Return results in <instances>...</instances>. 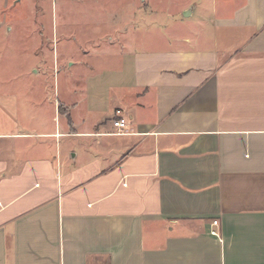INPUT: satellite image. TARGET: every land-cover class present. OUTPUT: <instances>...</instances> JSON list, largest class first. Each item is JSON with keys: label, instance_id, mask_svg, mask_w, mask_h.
<instances>
[{"label": "crops", "instance_id": "1", "mask_svg": "<svg viewBox=\"0 0 264 264\" xmlns=\"http://www.w3.org/2000/svg\"><path fill=\"white\" fill-rule=\"evenodd\" d=\"M193 9L66 78L52 130L0 94V264H264V0Z\"/></svg>", "mask_w": 264, "mask_h": 264}, {"label": "rangeland", "instance_id": "2", "mask_svg": "<svg viewBox=\"0 0 264 264\" xmlns=\"http://www.w3.org/2000/svg\"><path fill=\"white\" fill-rule=\"evenodd\" d=\"M210 3L211 0H0V94L13 99L20 119L27 115L35 122L34 127L52 130L54 110H63L56 95L65 89V79L76 81L82 89L84 77H94L96 73L89 72V68L98 71L112 66L118 55L114 52L105 58L97 57V53L129 48V35L135 31L165 35L173 21L183 16L182 8H194L193 21L198 15L210 13Z\"/></svg>", "mask_w": 264, "mask_h": 264}, {"label": "built area", "instance_id": "3", "mask_svg": "<svg viewBox=\"0 0 264 264\" xmlns=\"http://www.w3.org/2000/svg\"><path fill=\"white\" fill-rule=\"evenodd\" d=\"M112 126L116 130V133L118 135H122L126 133L128 128V121L125 119L123 112L121 110H116L114 112V119L112 121ZM212 224L216 226L217 222L213 221Z\"/></svg>", "mask_w": 264, "mask_h": 264}, {"label": "water", "instance_id": "4", "mask_svg": "<svg viewBox=\"0 0 264 264\" xmlns=\"http://www.w3.org/2000/svg\"><path fill=\"white\" fill-rule=\"evenodd\" d=\"M186 14H183V16H185Z\"/></svg>", "mask_w": 264, "mask_h": 264}]
</instances>
